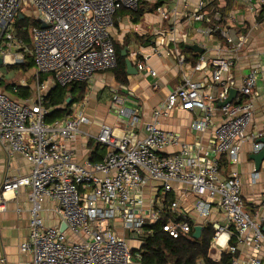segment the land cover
Masks as SVG:
<instances>
[{
    "label": "built area",
    "instance_id": "built-area-1",
    "mask_svg": "<svg viewBox=\"0 0 264 264\" xmlns=\"http://www.w3.org/2000/svg\"><path fill=\"white\" fill-rule=\"evenodd\" d=\"M154 1L0 0V58L3 65L12 63L7 59L12 53L17 60L22 58L17 50L23 43L13 23L23 10L32 9L38 22L29 29L36 73L49 74L60 87L88 82L95 73L117 65L111 32L116 12L122 8L137 11L142 3ZM215 1L209 0L208 10L204 0H196L194 11L187 16L204 23L202 31L216 34L231 55L212 61L208 80L196 81L183 74L179 84L152 109L148 122L130 95L117 91L122 97L113 96L114 123H100L93 136L81 129L91 121L75 104L63 116L48 121L51 109L44 105L40 86L33 97L23 100L0 90V146L9 154L21 155L30 165L27 175L4 177L0 209H4L6 195L28 189L29 235L19 249L30 253V264H177L141 261L143 236L153 234L146 227L158 222L172 238L188 234L200 222L202 229L210 225L214 230L208 254L212 260L217 252L214 261L225 252L230 255L229 264H264V196L262 210L251 213L241 197L240 178L236 173L224 178L218 161L225 156L231 163L239 162L253 118V99L259 94L256 83L264 79V69L251 68L242 76L236 97L218 106L236 88L231 69L247 36L237 28L238 10L222 12ZM257 1L264 7V0ZM163 17L168 13L163 12ZM177 54L182 68L184 55ZM205 66V54H200L192 71ZM135 67L158 76L144 60ZM151 87L156 90L158 82ZM128 101L133 106L127 107ZM177 109L199 112L189 128L195 134L212 128L208 144L196 138L188 142L159 126L161 119ZM81 138L94 139L105 147L100 161L78 159L69 143ZM262 146L254 141L252 149L257 152ZM256 175L253 171L252 178ZM189 198L192 205L188 208L182 203ZM46 202L53 204L51 211L66 224L65 230H60L61 223L45 224ZM214 209L222 213L223 224L209 221ZM238 244L250 248L245 259L238 253Z\"/></svg>",
    "mask_w": 264,
    "mask_h": 264
},
{
    "label": "crops",
    "instance_id": "crops-1",
    "mask_svg": "<svg viewBox=\"0 0 264 264\" xmlns=\"http://www.w3.org/2000/svg\"><path fill=\"white\" fill-rule=\"evenodd\" d=\"M156 2L157 0L144 2L137 11L119 9L114 16L111 32L114 45L121 46L122 51L127 47L126 57L131 60L134 66L137 61L144 60L148 66L156 70L158 76L148 75L138 70L136 74L129 75L125 69L126 83L122 84L116 80L111 69L106 70L110 74H107L106 71H100L98 73L102 74L95 76L98 74L95 73L86 82L88 88L95 87L96 90L104 88V86L110 87L112 84L109 94L117 91L122 94H129L131 100L140 107L145 122L151 120L152 109L165 99L171 89L179 84L183 74L189 75L192 80L196 81L208 80L212 61L231 55L224 48V44L218 40L216 34L207 35V31H202L205 30L204 23L187 16L194 11L196 0H161L157 4ZM204 2L205 5L209 4V0H204ZM215 2L220 4L222 12L231 9L238 10L237 28L240 33L247 36L245 48L231 69V74L235 77L236 89H238L241 85L242 76L247 74L251 68L261 67L264 69V7L257 0L245 3L242 0H228L226 5L220 0ZM209 8L210 5L206 7L208 10ZM163 12L168 13L167 18L163 17ZM191 44H197L205 49L202 53H198L186 47V45ZM176 50L179 54L184 55L185 62L182 68ZM200 54H205L206 66L201 71L193 72L192 69ZM0 78L3 77L0 75ZM46 80L53 83L52 87L56 85L50 75L47 76ZM155 82H158L161 88L158 87L154 90L151 85ZM255 89L259 94L257 98L253 99V118L247 129V136L241 144L239 162L231 163L225 156H220L218 160L220 172L224 178L230 177L233 173H236L240 178L241 197L251 213L262 210L264 196V160L259 171H255L254 163L249 159L255 141L253 136L257 134L264 136V79L257 81ZM4 92L11 95L8 91ZM238 98H240L239 95ZM106 99L105 93L99 95L94 113L84 110L83 98L70 106L71 108L75 104V109L81 110L91 120L90 125L81 127L83 131L90 134L93 133L92 131L97 133L100 123L104 122L110 125L114 123L116 117L109 114L113 110V105ZM130 102L128 101L125 105L130 107L132 105ZM198 114L197 110L177 109L167 118L161 119L159 126L165 130L179 133L188 142H193L196 138L206 145L211 139L212 128L200 134L193 133L189 128L190 122ZM89 140L81 138L76 142L69 143V146L81 161L85 159L100 161L105 153V148L94 150V146H88ZM94 142L96 141L94 140ZM29 171L30 165L24 157L17 153L9 154L0 146V187L6 175L21 177L27 175ZM253 171L257 174L255 179L252 178ZM27 191L28 189L22 188L14 195L8 194L2 203L4 209H0V264L31 263L30 253L21 252L19 249L29 235L30 204ZM182 205H187L189 208L192 205V200L189 198ZM52 206L51 202L45 203V210L42 214L46 225L61 223L60 219L51 211ZM191 215L194 213L191 212ZM209 221L223 224L222 213L218 209H214ZM201 224L200 222L199 225ZM249 252L250 248L238 244V253L241 257L245 259ZM214 253L211 251V255ZM214 255L215 258L219 257L218 252Z\"/></svg>",
    "mask_w": 264,
    "mask_h": 264
},
{
    "label": "trees",
    "instance_id": "trees-1",
    "mask_svg": "<svg viewBox=\"0 0 264 264\" xmlns=\"http://www.w3.org/2000/svg\"><path fill=\"white\" fill-rule=\"evenodd\" d=\"M161 0H157L160 3ZM22 17H16L13 26L16 35L21 39L23 47L17 51L23 54V62L20 65L23 71H28L34 67L33 59L30 54L31 37L29 29L38 22L32 16L21 13ZM115 52L117 56V65L112 72L116 80L122 84L126 83L125 72V57L121 55L122 47L115 44ZM6 68L15 67V64L4 65ZM40 81L43 80L44 74H37ZM0 78V89L8 91L15 99H27L32 97V90L27 85L11 84ZM87 87L86 82H76L65 87L54 85L44 96L45 107L51 109L46 119L48 121L61 117L67 113L70 106L82 99V94ZM70 97L71 102L67 103V98ZM66 104L62 107V104ZM88 146H94V150L105 148L101 144L89 140ZM94 161L93 159H91ZM146 228L153 230L151 236H143L144 243L141 246L142 254L141 261L144 263H166L174 262L177 264H196L198 261H203L205 264H229L230 255L222 252L220 259L214 261L209 257L210 240L214 234V230L210 225L204 226L201 235L198 239L192 237V229L188 234L180 235L178 238H172L168 233L162 230L159 222ZM193 228V227H192ZM233 242V241H231Z\"/></svg>",
    "mask_w": 264,
    "mask_h": 264
},
{
    "label": "rangeland",
    "instance_id": "rangeland-1",
    "mask_svg": "<svg viewBox=\"0 0 264 264\" xmlns=\"http://www.w3.org/2000/svg\"><path fill=\"white\" fill-rule=\"evenodd\" d=\"M22 12L25 15H30V16L34 15V12L32 11V9L23 10ZM12 52H14V51H12ZM20 54H22V53H20ZM11 61H12V63H10V64H15V67H12V68L11 67L10 68H6L5 66H1L0 67V75L4 79H6L5 80L6 82L11 83V84H20V83H25L26 85L28 84L30 86L31 90H32V95H34L36 93L37 86H40V91H42L44 94H46L50 90V88L52 87L53 83L46 80L47 76L49 77V75L44 74L43 75V80L40 81L38 79V75H37L34 67L32 69L28 70V71H23L20 68L21 67L20 65L23 62V54H22V58L20 60H17V56L14 55V53H12ZM106 72H107V74H110L109 71H106ZM99 74H102V73H98L95 76H98ZM111 85H110V87H111ZM110 87L109 86H104V88L102 87L101 89L96 90L97 88H95V87L88 88V86H87L85 91H84V93L81 96L83 98V100H84V102H83L84 110L86 112L90 111L89 113H91V112L94 113L95 112L94 110H96V101H97L99 95H102V93H105L107 101H109L110 103L112 102L111 105H113V102H114L113 101V96L114 95H117L118 99H119V97H122L120 94H116L114 92H111V94H109L110 93V91H109ZM158 87H160L159 84H158ZM0 90H2V89H0ZM65 106H66L65 103L62 104V107H65ZM109 114L112 115V116H115L116 112L114 110H112V112H110ZM92 132H93L92 133L93 135L97 134L95 131H92Z\"/></svg>",
    "mask_w": 264,
    "mask_h": 264
},
{
    "label": "water",
    "instance_id": "water-1",
    "mask_svg": "<svg viewBox=\"0 0 264 264\" xmlns=\"http://www.w3.org/2000/svg\"><path fill=\"white\" fill-rule=\"evenodd\" d=\"M19 18L22 17L21 14L18 15ZM44 26V24H43ZM186 47L188 49H191L193 51H196L198 53H202L203 52V48L197 44H191V45H186ZM126 52H127V47L124 48V50L121 52L122 56H125V65H126V72L131 75V74H136L137 73V69L136 67L133 65V63L131 62V60H129L126 57ZM3 64V60L2 58H0V65ZM237 89L236 88H231L229 90V94L227 96V98L225 100H223L222 102L218 103V106H223L227 103H230L232 101V99L236 96L237 94ZM71 98L68 97L66 102L69 103L71 102ZM255 143H262L263 146L261 147V149H259L257 152L253 151L252 153L249 154V159H251L254 163V169L255 171H259L262 161L264 160V136L257 138L255 140ZM66 228V224L64 222H62L60 224V230H65ZM262 230L264 231V225L262 227ZM202 232V226L201 225H195L193 227V233H192V237L194 239H198L201 235Z\"/></svg>",
    "mask_w": 264,
    "mask_h": 264
},
{
    "label": "bare ground",
    "instance_id": "bare-ground-1",
    "mask_svg": "<svg viewBox=\"0 0 264 264\" xmlns=\"http://www.w3.org/2000/svg\"><path fill=\"white\" fill-rule=\"evenodd\" d=\"M7 59H8V60H11V58H7ZM8 60H7V61H8ZM212 252H213V250H212ZM213 256H214V255H213Z\"/></svg>",
    "mask_w": 264,
    "mask_h": 264
}]
</instances>
